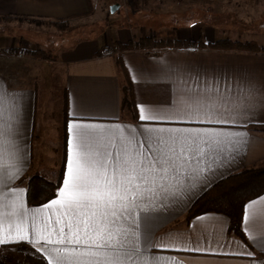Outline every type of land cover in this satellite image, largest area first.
<instances>
[{
	"label": "crops",
	"instance_id": "0c3cea01",
	"mask_svg": "<svg viewBox=\"0 0 264 264\" xmlns=\"http://www.w3.org/2000/svg\"><path fill=\"white\" fill-rule=\"evenodd\" d=\"M91 12L89 0H0V17L32 15L50 20L78 19ZM171 26L170 38L173 39L196 40L202 37L205 42H213L218 38H232L223 33L227 28L218 32L215 24L200 19L195 23ZM143 33L142 30L138 32L130 26L113 23L96 36L76 39L68 47L59 50L55 60H46L51 61L55 67L58 66L63 73L66 108L62 141L60 146L55 147L60 163L53 179L43 173L44 169L42 170L40 165H34L37 89L32 84L13 81L10 73L0 69V77L8 79L16 89L21 106L19 121L14 125L15 134L12 137L14 144L8 149L12 154L6 152L0 156V202L7 203L18 196V202H23L26 208L35 211L38 216L48 215V211L41 208L43 204L35 206L27 204L26 188L23 184H18L20 178L31 171L54 180L63 162L60 185L62 184L67 163L70 119L101 126L94 129L97 133L94 139L96 144L107 143L110 139L119 142L121 134L123 138L130 139L134 126L140 123L138 105H145L154 110L167 107L165 101L168 99L170 85L160 73L165 63L177 68L172 74L174 83L171 84V88L185 94L198 92L210 95L214 99L225 97L231 101L238 96H246L247 84L251 82L259 89L253 93L256 97L255 108L248 114L255 118L254 121L246 122V126L242 128L227 129L232 133H247L243 137L247 141L246 145L239 146L238 154H234V160L226 162L223 167L207 177V183L198 184L195 189L185 194L182 201L171 204L155 216L152 221L154 225L152 239L155 243L168 247L150 248L148 252L156 258L157 264H251L253 260L256 264H264L262 245L254 244L248 239V235L259 237L264 231V193L246 203L250 216L249 231L245 233L246 241L229 232V219L222 213L206 212L186 220V213L192 203L212 184L241 168L258 166L264 162V131L251 127L254 124H264V53L178 46L121 51L118 49L119 44L139 38ZM241 38L237 36L234 39ZM107 46H113L114 50L102 52ZM11 75L13 78L17 76L14 73ZM126 84L130 87L134 110L122 108V87ZM218 107L232 111L231 102ZM161 126L196 127L176 124ZM9 176L14 178L9 180ZM251 201L255 203H250ZM3 211L11 213L10 208ZM197 217L200 219H196ZM12 218L10 215L5 217L2 224L5 230ZM29 236L39 241L35 248L26 242L22 243H26L33 253L42 256L48 262L45 253L37 252L36 249H50L54 246L47 244L46 241H40L39 237H33L31 226ZM52 239H56L55 235ZM194 247L203 248L205 251L174 250ZM244 249L252 252L253 256L212 254L240 253ZM6 250L7 248L0 246V262L1 256L8 255Z\"/></svg>",
	"mask_w": 264,
	"mask_h": 264
},
{
	"label": "snow or ice",
	"instance_id": "6c2138e0",
	"mask_svg": "<svg viewBox=\"0 0 264 264\" xmlns=\"http://www.w3.org/2000/svg\"><path fill=\"white\" fill-rule=\"evenodd\" d=\"M176 71V66L162 65L161 76L170 85L167 107L154 110L138 105L140 123L134 126L130 139L121 134L119 142L110 139L96 144L94 129L101 126L70 119L62 184L56 198L41 206L49 214L38 216L18 202V196L7 203L0 202V246L26 242L35 248L39 241L30 238L31 226L33 237L54 246L36 249L45 253L48 264H157L148 249L168 245L153 241V219L234 160L239 146L247 143L243 139L247 133L227 129L242 128L246 122L254 121L248 114L255 108L253 93L259 90L248 82V94L231 101L198 92L185 94L171 88ZM230 102L231 112L218 107ZM20 112L16 89L8 79L0 77V156L12 154L8 149L14 144V125ZM173 124L196 127L161 126ZM8 208L10 214L3 211ZM247 208L243 206L242 234L249 231ZM9 215L13 218L5 230L2 224ZM53 235L56 239H52ZM248 239L261 244L264 252V231L259 237L248 235ZM174 250L205 251L196 247ZM212 254L253 256L247 249Z\"/></svg>",
	"mask_w": 264,
	"mask_h": 264
},
{
	"label": "rangeland",
	"instance_id": "374dc122",
	"mask_svg": "<svg viewBox=\"0 0 264 264\" xmlns=\"http://www.w3.org/2000/svg\"><path fill=\"white\" fill-rule=\"evenodd\" d=\"M91 2L90 14L68 20L69 30H60L56 27L54 20L59 19L41 18L38 19L40 22H35L13 18L12 21L0 23V69L10 73L13 81L32 84L37 89L34 165H40L42 170L44 169L43 173L51 179L54 172L58 171L60 163L55 147L60 146L64 126L63 73L51 61L35 59L25 53L26 50H35L40 46L56 55L59 50L68 47L76 39L96 36L113 23L130 26L138 32L141 30L145 33L155 32L159 38L167 40L171 35V25L195 23L199 19L215 24L218 32L227 28L223 33H227V36H232L233 39L241 36V40L253 39L264 45V0H91ZM115 3H119L120 7L112 13L110 6ZM17 48L20 51L15 52ZM11 73L17 76L13 78ZM27 251L32 249L10 246L6 250L8 255L1 256L0 264H24L19 259V252Z\"/></svg>",
	"mask_w": 264,
	"mask_h": 264
},
{
	"label": "trees",
	"instance_id": "16d2710c",
	"mask_svg": "<svg viewBox=\"0 0 264 264\" xmlns=\"http://www.w3.org/2000/svg\"><path fill=\"white\" fill-rule=\"evenodd\" d=\"M90 4H92L91 0ZM31 20L40 22L31 15H13L1 17L2 21ZM71 18H60L54 20L57 28L69 30L68 20ZM63 23V24H62ZM155 32L143 33L139 38L117 47L121 50L127 49H154L156 47L178 46V47H198L217 50H239L250 53H264V45L255 40H241L229 37L218 38L213 42H205L202 37L199 39H173L164 40L158 37ZM114 50V47L111 46ZM20 51L19 48L15 52ZM104 48L102 52H106ZM25 53L32 55L35 59L42 61L55 60L57 54H52L51 50H46L38 46L35 50H26ZM122 108L134 110L128 84L122 87ZM66 108L64 106V114ZM251 127L264 131V124H254ZM63 162L60 165L59 173L54 180L48 179L39 172L29 171L20 178L18 184H23L26 188V201L30 206L41 205L53 199L57 195V189L61 182ZM264 193V162L258 166L244 167L218 180L207 188L192 203L186 213V220L206 213L217 212L226 215L229 219V232L246 241L245 234H242V211L246 203ZM17 247H28L26 243L14 245ZM9 247V246H8ZM3 246V248H8ZM3 251V250H2ZM19 259L24 264H48L42 257L32 251L19 252Z\"/></svg>",
	"mask_w": 264,
	"mask_h": 264
},
{
	"label": "water",
	"instance_id": "95a60500",
	"mask_svg": "<svg viewBox=\"0 0 264 264\" xmlns=\"http://www.w3.org/2000/svg\"><path fill=\"white\" fill-rule=\"evenodd\" d=\"M120 7L119 3H115L113 5L110 6V11L113 13L115 12L118 8Z\"/></svg>",
	"mask_w": 264,
	"mask_h": 264
},
{
	"label": "built area",
	"instance_id": "2783aa9c",
	"mask_svg": "<svg viewBox=\"0 0 264 264\" xmlns=\"http://www.w3.org/2000/svg\"><path fill=\"white\" fill-rule=\"evenodd\" d=\"M106 49H107V51H111L112 50V48L109 47V46H107Z\"/></svg>",
	"mask_w": 264,
	"mask_h": 264
}]
</instances>
